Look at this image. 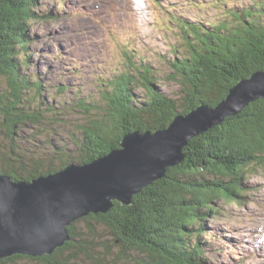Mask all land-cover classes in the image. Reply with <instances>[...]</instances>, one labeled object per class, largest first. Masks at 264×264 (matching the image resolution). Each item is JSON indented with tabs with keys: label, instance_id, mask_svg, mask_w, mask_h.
Returning a JSON list of instances; mask_svg holds the SVG:
<instances>
[{
	"label": "trees",
	"instance_id": "obj_1",
	"mask_svg": "<svg viewBox=\"0 0 264 264\" xmlns=\"http://www.w3.org/2000/svg\"><path fill=\"white\" fill-rule=\"evenodd\" d=\"M228 2L213 0L225 9L216 21L169 15L185 42L171 61V76L180 84L179 103L156 85L152 64L139 66L129 55L122 73L107 79L101 89L105 105L79 126L80 135L73 140L78 155H73L65 144L52 151L18 144L24 139H18L24 123L45 127L56 122L49 120L54 119L53 108L41 98V81L25 72L34 40L29 23L58 17L53 11L40 12L38 0H0V76L6 79L0 88V173L13 180H31L73 162H90L119 148L128 132L166 128L179 113L202 103L217 105L238 81L264 70L263 0L241 10L227 8ZM136 81L145 86V98L131 89ZM183 153L184 160L134 195L131 205L115 202L105 214L84 217L107 227L117 255L107 259L100 251L87 249L72 224L71 239L52 254L37 258L17 254L0 264L17 258L74 264L78 256L64 258L71 248L79 250L87 264H213L207 256V217L222 215L220 200L241 203L247 173L264 166V98L191 138Z\"/></svg>",
	"mask_w": 264,
	"mask_h": 264
},
{
	"label": "rangeland",
	"instance_id": "obj_2",
	"mask_svg": "<svg viewBox=\"0 0 264 264\" xmlns=\"http://www.w3.org/2000/svg\"><path fill=\"white\" fill-rule=\"evenodd\" d=\"M152 1L63 0L61 3L60 0H38L40 12L53 11L58 18L29 23L34 40L29 45L31 60L25 73L41 81V98L53 108L54 119L49 120L56 119V122L45 127L24 123L18 133V139H24L18 144L41 151H52L65 144L73 155H78L73 140L80 135L79 126L105 105L101 89L107 79L121 74L124 62L129 64L131 59L139 66L146 62L152 64L156 85L180 102V84L171 76V61L185 42L179 27L169 21V15L174 12L189 21L210 22L225 15V9H219L221 6L213 0ZM228 1L226 7L232 10L259 3V0ZM4 83L5 77L0 76V88ZM131 87L136 94L146 95L142 82L136 81ZM90 102L95 105L88 106ZM0 137H3L1 132ZM247 174L242 185L245 190L242 202L220 200L217 206L222 215L207 217L205 238H209L210 245L207 256L213 264H264V166ZM73 224L87 249L95 254L100 251L107 259L112 253L117 255L118 248L112 244L104 224L84 217ZM64 256L68 259L78 256L74 264L88 263L75 248L66 250ZM6 264L43 263L17 258Z\"/></svg>",
	"mask_w": 264,
	"mask_h": 264
},
{
	"label": "water",
	"instance_id": "obj_3",
	"mask_svg": "<svg viewBox=\"0 0 264 264\" xmlns=\"http://www.w3.org/2000/svg\"><path fill=\"white\" fill-rule=\"evenodd\" d=\"M259 98L264 70L238 81L216 106L179 113L166 128L128 132L119 148L87 164L70 163L28 181L0 173V261L50 255L71 239L69 226L77 220L107 213L115 202L131 205L134 195L184 160L189 139Z\"/></svg>",
	"mask_w": 264,
	"mask_h": 264
},
{
	"label": "bare ground",
	"instance_id": "obj_4",
	"mask_svg": "<svg viewBox=\"0 0 264 264\" xmlns=\"http://www.w3.org/2000/svg\"><path fill=\"white\" fill-rule=\"evenodd\" d=\"M154 1V0H153Z\"/></svg>",
	"mask_w": 264,
	"mask_h": 264
}]
</instances>
